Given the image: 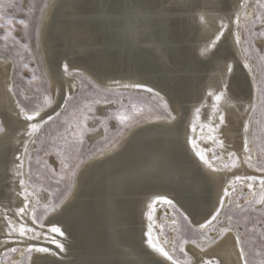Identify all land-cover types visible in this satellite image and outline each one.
<instances>
[{
  "label": "bare ground",
  "instance_id": "bare-ground-1",
  "mask_svg": "<svg viewBox=\"0 0 264 264\" xmlns=\"http://www.w3.org/2000/svg\"><path fill=\"white\" fill-rule=\"evenodd\" d=\"M129 2L123 0V4ZM248 2L135 0V5L148 13L146 18H140L134 8L123 7L121 0L50 1L43 15L39 45L51 82L54 107L40 109L35 121H25L21 114L23 106L13 93L12 66L0 60V126L3 127L0 132V258L16 245L26 253L31 244L51 250L32 252L31 264H171L154 253L147 243L149 223L153 224V236L159 237L166 250H171L173 243H164L162 223L157 217L159 213H169L171 206L156 204L154 222L149 221L148 206L153 199L158 196L172 199L200 229L219 209L221 199L224 205L228 203L236 185L248 188L252 184L248 189L253 193V188L260 189L264 172L250 166L255 157L246 141L253 111L249 106L255 105L258 86L252 71L244 66L250 63L243 57L242 38L240 43L236 42L237 33L242 35L240 16ZM105 8L116 15L123 14L125 21L102 18L99 13ZM221 24L227 27L221 28ZM220 31L225 34L216 41ZM229 65L232 73L227 72ZM72 74L85 75L106 90L151 94L168 104L175 119L158 116L140 122L87 159L79 171L72 197L51 212L52 216L43 225L46 231L39 230L31 215L34 194L27 184L25 170L28 153L25 145L29 150L38 133L30 138L26 129L32 122L43 127L49 115L53 117L64 108L62 100H68L78 86V79ZM224 83L229 84L228 91L219 104L220 111L214 112L215 94L223 90ZM134 84L144 87H123ZM147 88L153 91L148 92ZM221 112L225 117L223 124L218 119ZM209 124L216 132L209 133L207 127L201 131V125ZM209 135L222 140L223 147L208 139ZM101 137L102 133L89 137L90 145ZM190 139L197 140L198 147L205 150L218 170L199 159ZM217 146L219 159L215 158ZM230 153L238 159L235 168L229 166ZM21 161L23 168L19 171L23 175L18 176L15 166ZM237 176L241 180H235ZM250 176L256 179H246ZM21 179L31 194L28 201L24 199ZM225 188L230 193L227 197ZM25 203L27 209L21 216L18 209ZM9 222L17 227L23 223L47 237H55L65 244L66 251L60 253L54 243L51 247L39 243L49 238L30 240V232L24 237L15 231L8 235ZM52 224L59 226L66 237L51 233ZM219 241L207 249L198 242L187 245L193 264H203L206 260H213L214 264H242L241 245L236 242V235L230 232ZM52 252L58 254L52 255Z\"/></svg>",
  "mask_w": 264,
  "mask_h": 264
},
{
  "label": "rangeland",
  "instance_id": "rangeland-1",
  "mask_svg": "<svg viewBox=\"0 0 264 264\" xmlns=\"http://www.w3.org/2000/svg\"><path fill=\"white\" fill-rule=\"evenodd\" d=\"M50 1L0 0V24L3 25L0 27V60L8 62L12 66L14 96L29 111L54 107L51 82L43 63L39 45L42 19ZM260 4H264V2L262 0L259 2L258 0H249L240 17L242 21L241 49L243 57L250 63L252 74L258 86L255 110L251 112L248 121L249 131L246 141L251 145L249 152L255 157V161L250 163L251 167L256 171L264 172L261 170L264 169V106L260 104L259 99L260 80L264 78V59H261L264 57V21L261 19L264 15V8H261ZM9 20L12 21L11 24H9ZM21 20L27 21V27L20 23ZM249 20L255 22L249 23L247 22ZM72 76L78 79L77 89L71 96L74 99L68 100V103L60 110L59 117H56L55 114L52 121L44 124L34 139L36 143L31 144L25 159L27 184L34 194V198L31 199L33 209L36 211V216L41 218L34 223L39 230L47 229L46 226H40L41 222L45 225V222H48L53 214L50 212L45 215L44 206L51 201L49 205L60 207L69 201L73 195L79 171L87 159L119 140L127 130L140 122L158 116L174 117L168 104L167 109H165V102L158 100L151 94L137 91L103 90L81 74H72ZM46 97L52 100L51 105H45ZM85 104H90L92 109L88 111L84 108V112L89 117L87 122L89 130L84 133V142L80 146L78 158L73 156L68 161L69 168H64L61 164L63 157L58 154L59 142L55 138L65 132V128L68 127L65 121L71 122L73 120L72 113L76 107L83 108ZM133 105L142 110L136 113L130 122L121 124L115 118V113L122 110L132 112ZM169 112L171 116H169ZM76 119H82L79 112L76 113ZM72 131H75V128ZM100 133H102V137L90 145L89 137H94ZM215 151L219 157V146L215 148ZM233 159L234 157L229 162L231 167ZM235 159V167H237L238 159L236 156ZM77 164L79 167H75ZM52 169L55 172L51 171ZM71 170L76 173L74 177L71 175ZM62 176L63 178H61ZM253 189L256 198H258L260 189ZM252 199V190L242 185L235 186V190L220 212V216L209 228L214 229V231L205 230L215 241L214 243L200 240L199 236L203 232L176 205L175 209L171 207L169 213L157 215L162 223L161 236L168 241L167 245L173 242L172 247L179 245L182 238L187 239L189 243L184 244V250L187 257L191 258L192 264L194 263L193 259L186 248L193 239L207 249L209 246H215L219 240L223 241L230 232L236 236H241L242 240L245 241L246 250L253 252L254 255L255 251L260 250L261 233L264 232V205L256 204L254 205L255 210H252L248 203ZM184 216L188 217L190 224L183 219ZM227 216L232 217L231 222L228 221ZM173 220L176 221V224L172 223ZM225 226L231 227L232 230L221 234L220 230ZM174 229L177 230L174 231ZM52 237L49 236L48 240L39 241V243H45L51 247L53 245ZM249 241L251 242L249 243ZM15 247L18 248V251L3 252L0 264H31L33 253H23L24 248L20 245ZM173 254L180 259H185V256L178 250Z\"/></svg>",
  "mask_w": 264,
  "mask_h": 264
},
{
  "label": "snow or ice",
  "instance_id": "snow-or-ice-1",
  "mask_svg": "<svg viewBox=\"0 0 264 264\" xmlns=\"http://www.w3.org/2000/svg\"><path fill=\"white\" fill-rule=\"evenodd\" d=\"M259 2V0H258ZM122 6L132 9L134 8L137 16L140 18H146L148 13L145 12V10L141 9L140 7L135 5V0H130V2L128 4H123V0H121ZM261 8H264V4H260ZM99 15L109 21L112 22H121L123 23L125 21V17L123 14L121 15H116L112 12H110L108 9H102L101 12L99 13ZM262 21H264V15H262L261 17ZM201 20H203V16H201ZM249 23H254V20H249L247 21ZM12 21L9 20V24H11ZM20 23L22 25H24L25 27H27V21L25 20H21ZM236 23L237 25L240 24V18L237 17L236 18ZM0 27H3L2 24H0ZM227 26L224 24H221V28H226ZM224 31H220L219 34L216 36L215 40L219 41L221 39L222 36H224ZM236 42L240 43L241 42V36L239 33H237L236 35ZM212 47H215V42H213ZM245 51H247V49H245ZM203 54V53H202ZM261 59H264V57H262ZM245 67L249 68V71H252L251 66L248 63H245L244 65ZM65 71H67L68 65L65 64L64 65ZM227 72L228 73H232L233 72V68L231 65H229L227 67ZM123 87L127 88V87H134V88H141L144 87L143 85H139V84H134V85H123ZM229 88V84L224 83L223 85V90L218 92L217 94H215V101L216 104L213 105V110L214 112H219V104L220 102L225 98L226 93L228 91ZM148 92H152L153 89L151 88H147L146 89ZM259 99H260V104L262 106H264V78H262L260 80V88H259ZM157 95H159V93H157ZM209 95H213V93H209ZM74 99L73 97L69 96L68 100H72ZM68 100L65 101V104L68 103ZM93 102H99V101H93ZM45 105H51L52 100L49 97L45 98L44 101ZM253 111L255 110V106L250 105L249 106ZM84 108L88 109V111H91V105L90 104H85L83 108L80 107H76V109L73 111L72 116H73V120L71 122L69 121H65L66 124H68V127L65 128V132L63 134H60L59 136H57L55 139L59 142L58 144V154L61 155L63 157V159L61 160V164L64 168H69V164L68 161L71 160L73 158V156H76L78 158L79 156V151H80V146L83 144L84 142V133L86 131H88V126H87V122H88V115L84 112ZM164 108L167 109V103L164 104ZM142 109L138 108L136 105H133V111L132 112H128V111H118L115 113V118L121 123V124H126L128 122H130L133 118L134 115L138 112H140ZM79 112L80 115L82 116V119H76V113ZM21 114H23L24 120L25 121H35L37 119V117L40 116V110H33L31 112V114H29L28 112L25 111V109L23 107H21ZM60 113L57 112L56 113V117H59ZM169 116H171V113L169 112ZM200 118V109L197 108L196 109V119L199 120ZM172 119H175V117H172ZM219 123L223 124L225 122V117L224 114L221 112L219 117ZM53 117L51 115H49L47 117V120H44L43 123L47 124L49 121H52ZM41 123H36V122H32L27 126L26 132L27 135L31 138L33 137L36 133H38L41 130ZM207 127L209 133H214L216 132V128L213 127L211 124L209 125H201V131H203V129ZM75 128V131H72V129ZM247 130V126L246 129ZM0 131H3V127L0 126ZM192 131L195 132L196 131V124L193 123L192 125ZM208 139L213 140L214 142L218 143L220 145V147H223V141L222 140H217V138L214 135H209ZM33 144L36 143V140H32L31 141ZM190 144L192 146V148L194 150H196V155L199 157V159L206 165H208V167L213 168V170H218L215 169L212 162L207 158V156L205 155V150L204 149H200L198 147L197 144V140L196 139H190ZM245 150L247 151V142L245 144ZM28 148L27 145H25V152L27 153ZM230 156L234 157L233 161H232V167L236 166V159H235V154L234 153H230ZM216 159H219L220 157H215ZM17 160H20V157L16 158ZM251 159V157H249V160ZM251 166V165H250ZM16 174L18 176H22L23 173L21 171H19V169L23 168V162L21 161L20 164L16 165ZM75 167H79V165H75ZM224 167H228V165H224ZM262 171H264V169H261ZM51 171L55 172L54 169H52ZM75 171L71 170V175L74 177L75 176ZM63 178V176L61 177ZM246 179L248 180H255L256 177L254 176H250L247 177ZM235 180L239 181L241 180L240 176L235 177ZM20 185L22 187H24L25 185V181L23 179H21L19 181ZM247 187L249 189H251L253 187L252 184H248ZM29 195H31L30 193H28L27 188L24 187V199L25 201H28ZM229 189L225 188L224 189V196L227 197L229 196ZM158 203H163L166 205L171 206L173 209H175V203L172 199H169L166 196H158L155 199H153L152 203L148 206L149 207V212H148V219L149 221H153V213L155 212V205ZM249 207L252 208V210H255L254 205L259 204V205H264V179L260 180V192H259V197L256 198V193H253V199L250 200L249 202ZM224 200L221 199L220 201V206L219 209L215 212L214 215L211 216V218L209 220H207L205 223L201 224L199 227L200 229H209V225H212L213 221H216L217 218L220 216V210L224 208ZM56 207H58V205H45L44 206V210H45V215H47V213L53 212L55 211ZM27 209V203H25V205L23 207H20L18 209V214L19 215H23L25 214ZM31 215H32V219L33 221H37L40 220V217L36 216V211L35 209H33L31 211ZM183 219L185 221H188V217L184 216ZM227 219L229 222L232 221V217L231 216H227ZM154 222V221H153ZM189 224L191 223L190 221H188ZM173 224H176V221L173 220L172 221ZM41 227H43V223L41 222ZM9 232L8 235H11V233L13 231L18 232L19 235L21 237H24L25 235H27V233H32V235L29 237L30 240H38L40 238H48L47 234L45 233H38L35 228H30L28 227L26 224L21 223L18 227L16 225L11 224V222H9ZM177 229H174V231H176ZM232 230L231 227L225 226L223 227L220 231L221 234L224 233H228ZM254 230V229H253ZM49 231L51 233H55L58 234L61 237H66V233L56 224H52ZM209 231H214V229H209ZM147 243L149 245V247L151 248V250L154 253H158L161 257L165 258L167 261H170L171 264H192L191 258L187 257V253L184 250V244L189 243V241L187 239H181V243L179 245H173V247L171 248V250H166L165 247L160 243L159 237L157 236H153V224L149 223L148 225V232H147ZM261 242H260V250L259 251H255V254L253 255V252L247 251L245 248V241L242 240L241 236L237 235L236 236V242L238 244H240V248H239V256L242 260V264H264V232L261 233ZM200 240H207L210 241L212 243H214L215 241L212 240V238L208 235V232H203L200 236H199ZM51 242L54 243L57 247V249L59 250L60 253H63L66 251L65 249V244L62 243L60 240H57L55 237L51 238ZM251 241H249L250 243ZM164 243H168L167 240L164 241ZM191 243L196 244L197 240L193 239L191 241ZM199 247V245H197ZM177 250L182 253L185 256V259H180L177 256H175L173 253L177 252ZM11 251L16 252L18 251V249L16 248H12ZM37 252V253H49L51 250L47 247H37L35 245H29L27 247V252L30 254L32 252ZM58 253L56 252H52V255H57ZM21 255H23V253H21ZM29 259H31V257L29 256ZM203 264H214L213 260H206L203 261ZM216 264H218V262H216Z\"/></svg>",
  "mask_w": 264,
  "mask_h": 264
},
{
  "label": "water",
  "instance_id": "water-1",
  "mask_svg": "<svg viewBox=\"0 0 264 264\" xmlns=\"http://www.w3.org/2000/svg\"><path fill=\"white\" fill-rule=\"evenodd\" d=\"M86 79H88L89 81H91L92 84H94L95 86H97L98 88H101L103 90H105L102 86H99L98 84H96V82L92 81L90 78H88L87 76L83 75ZM52 90V88H51ZM53 92V91H52ZM66 99H63L61 103L65 102Z\"/></svg>",
  "mask_w": 264,
  "mask_h": 264
}]
</instances>
